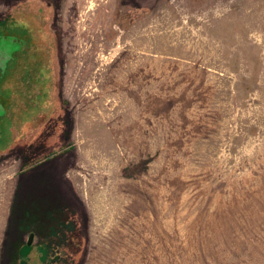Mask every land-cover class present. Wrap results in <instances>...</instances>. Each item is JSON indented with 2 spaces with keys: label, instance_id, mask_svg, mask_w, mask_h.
<instances>
[{
  "label": "rangeland",
  "instance_id": "1",
  "mask_svg": "<svg viewBox=\"0 0 264 264\" xmlns=\"http://www.w3.org/2000/svg\"><path fill=\"white\" fill-rule=\"evenodd\" d=\"M0 264H264V0H0Z\"/></svg>",
  "mask_w": 264,
  "mask_h": 264
},
{
  "label": "water",
  "instance_id": "2",
  "mask_svg": "<svg viewBox=\"0 0 264 264\" xmlns=\"http://www.w3.org/2000/svg\"><path fill=\"white\" fill-rule=\"evenodd\" d=\"M33 238H34V235H33V234H31V236H30V238H29V242H28V244H29V245H31V244H32V242H33Z\"/></svg>",
  "mask_w": 264,
  "mask_h": 264
}]
</instances>
